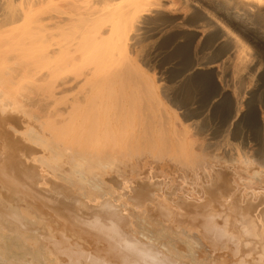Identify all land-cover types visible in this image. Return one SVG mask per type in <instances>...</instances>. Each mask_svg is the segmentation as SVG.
Here are the masks:
<instances>
[{"label": "bare ground", "instance_id": "bare-ground-1", "mask_svg": "<svg viewBox=\"0 0 264 264\" xmlns=\"http://www.w3.org/2000/svg\"><path fill=\"white\" fill-rule=\"evenodd\" d=\"M162 209L191 225L156 226ZM250 254L264 264V0H0V264Z\"/></svg>", "mask_w": 264, "mask_h": 264}, {"label": "rangeland", "instance_id": "rangeland-1", "mask_svg": "<svg viewBox=\"0 0 264 264\" xmlns=\"http://www.w3.org/2000/svg\"><path fill=\"white\" fill-rule=\"evenodd\" d=\"M198 36H200V34L198 35ZM195 43H196V41H194V43L192 44V45H194L195 46ZM191 45V49H190V52H189V54H187L186 55V59L189 61H187V63H190V60L192 61V57L190 56V55H192V53H193V51H192V49H194L193 47L194 46H192ZM147 53V46H145V47H143V53H141V55H143L142 56V58H143V61L144 60H146V58L144 57L145 56V54ZM141 58V59H142ZM146 62V61H145ZM144 62V63H145ZM155 78V80H157V81H161V84H160V89L162 90V88L163 87H167V85H168V83H166V80L165 79H163V77L162 76H160V74L159 73H157V70L155 71V76H154ZM213 83H216V81L214 82V80H213ZM217 84V83H216ZM218 85V84H217ZM166 87H165V89H166ZM164 89V90H165ZM160 91V90H159ZM166 96H163L162 95V99L163 98H165ZM167 101H168V99H169V101L168 102H170V103H172V105H173V103H175L174 105H176L175 106V109H176V107H177V103H176V101H174V100H172L170 97L168 98V95H167V97L165 98ZM164 99V100H165ZM173 108H174V106H173ZM182 112H183V110L182 109H177V113H178V118L181 120V115H182ZM257 116H258V118L260 119V115L259 114H257ZM179 120V121H180ZM186 123H189L188 121L186 122ZM207 136H208V133H207V131L206 132H203L202 134H200V136H198V137H195V139L197 140V143H200L201 141L204 143L205 141H207L208 139H207ZM207 139V140H206ZM221 140H223V142H225L224 141V134H223V132H221V136H219L217 139H214V141H211L212 143L213 142H215V143H221ZM201 142V144H203ZM230 143H232V144H235V145H239L240 147H244V150L247 152V155H249V156H252L253 158H255V159H257V158H259L258 156L259 155H253V153L255 154V149H256V147H255V142H253V141H244V140H241V139H238V140H236V141H231ZM205 144V143H204ZM214 144V143H213ZM215 145V144H214ZM218 148H216L215 146H213V147H211V149H208V150H205V151H207L208 153H217L218 155H220V156H222V155H225V157L226 158H228V155L227 154H225V153H223L224 151H222L221 150V148H220V150H218V151H214V150H217ZM260 159H261V157H260ZM225 160H227V159H225ZM147 201V202H146ZM142 202L143 203H141V201H138L137 203H135V201L133 200L131 203H133L134 205H133V207H132V205L130 206V208H133V209H137L138 207H143L144 208V206L142 205V204H144L145 205V203L144 202H146L147 203V205L149 204V200H145V201H143L142 200ZM139 204H141L140 206H139ZM48 205V204H47ZM191 205V204H190ZM145 207H146V205H145ZM191 207V206H190ZM181 208L182 207H180V210H181ZM184 209H182L181 211L183 212V211H185V209L186 210H188L189 211V213H188V211H187V213H188V215L187 216H189V214H190V216H191V208H185V207H183ZM163 210V209H162ZM159 211L158 212V210H157V212H158V214L160 215H158L157 214V212H155L154 214H155V216H158V220H157V222H155L156 221V219H154V217L153 218H151V217H149V219L151 218L152 219V221L153 220H155L154 222H155V224L157 223L158 225H159V221H162V219H163V216L161 217V215L162 214H164L163 212H164V210L163 211ZM166 212V211H165ZM186 212V211H185ZM162 213V214H161ZM154 214H153V216H154ZM157 214V215H156ZM165 214H167V213H165ZM165 214H164V216H165ZM159 217H161L160 219H159ZM172 218V219H171ZM183 218V217H182ZM188 218H191V217H188ZM188 218H186L185 217V219H188ZM148 218H146L145 220H148V223L151 221V219L149 220ZM166 219V220H165ZM184 219V218H183ZM185 219H184V221H185ZM51 220H52V218H51ZM51 220H49L51 223L53 222V220L51 221ZM56 220H58V219H56ZM176 219H174L173 220V217H170V216H165L164 217V224H167L166 222H171V221H173V224L176 222V228H177V230L179 229L178 227L179 226H177V225H179V224H177L178 222H180V220H177V221H175ZM189 220H191V219H189ZM44 221V220H43ZM60 221V220H59ZM162 221V222H163ZM188 221V220H187ZM42 222V221H41ZM45 222L46 223H48V221L47 220H45ZM154 222H153V224H154ZM188 222H191V221H188ZM42 223H44V222H42ZM146 223H147V221H146ZM172 223V222H171ZM181 223V222H180ZM187 223V222H186ZM53 224V223H52ZM157 224H156V226H157ZM173 224H171L172 226H173ZM181 224H183L184 225V227H182L183 225H181ZM180 225V228H185V227H187V226H185V225H188V226H190L191 224L189 223H187V224H185L183 221H182V223H181ZM55 226V225H54ZM29 227H33V225L31 224ZM127 228H128V226H127ZM132 228H133V225H132ZM132 228L130 227V229H131V232H130V230H129V232L130 233H132V231H139L138 230V228H137V226H134V229L132 230ZM129 229V228H128ZM176 230V229H175ZM181 230V229H180ZM167 233H169V234H171V235H174V240H176L175 242H176V246H177V244H178V246H177V248L179 249V250H182V248H183V250L184 251H187L188 249L186 248V246H185V244L183 243V241L181 240L182 238H178V236L180 235V234H178V233H176V234H173V233H171V232H167ZM81 235H83L82 233H80ZM190 235H191V232L189 233ZM179 240V241H178ZM90 241V240H89ZM87 242V243H89V244H87L86 243V245H90L91 243L90 242ZM177 241H178V243H177ZM91 246V245H90ZM183 246V247H182ZM86 247V246H85ZM88 247V246H87ZM185 249H187V250H185ZM58 252H56L55 254L57 255V256H61V254L62 253H58ZM218 253V252H217ZM220 253V252H219ZM240 255H241V258L243 257L242 256V254H239V258H240ZM251 255V254H250ZM250 255H245L244 256V258H243V263L242 264H248V263H246V262H249L250 261V263L249 264H251L252 263V261H251V259H250V257H252V255L250 256ZM248 258L250 259L249 261H248ZM264 258V257H263ZM246 259V260H245ZM246 261V262H245ZM253 264V263H252Z\"/></svg>", "mask_w": 264, "mask_h": 264}]
</instances>
